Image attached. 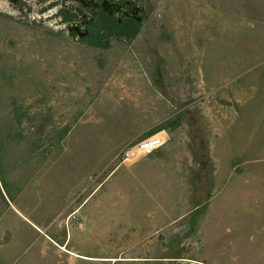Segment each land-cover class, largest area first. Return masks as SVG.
<instances>
[{
	"label": "rangeland",
	"instance_id": "obj_1",
	"mask_svg": "<svg viewBox=\"0 0 264 264\" xmlns=\"http://www.w3.org/2000/svg\"><path fill=\"white\" fill-rule=\"evenodd\" d=\"M130 1L103 50L0 0V264H264V0Z\"/></svg>",
	"mask_w": 264,
	"mask_h": 264
},
{
	"label": "trees",
	"instance_id": "obj_2",
	"mask_svg": "<svg viewBox=\"0 0 264 264\" xmlns=\"http://www.w3.org/2000/svg\"><path fill=\"white\" fill-rule=\"evenodd\" d=\"M82 11H84V8L81 5L74 8L68 7L63 3V7L58 10L60 23L68 24L69 26V24L74 21L84 22L85 20L79 16V13ZM88 15L90 20L84 25L85 31L83 33L85 35L79 40L82 44L88 47L106 50L111 47L112 41L115 40H124L127 43H130L136 38L140 31V22H119L116 18L108 16L102 11L96 15L89 13ZM162 129V126L156 127L146 136Z\"/></svg>",
	"mask_w": 264,
	"mask_h": 264
},
{
	"label": "flooded vegetation",
	"instance_id": "obj_3",
	"mask_svg": "<svg viewBox=\"0 0 264 264\" xmlns=\"http://www.w3.org/2000/svg\"><path fill=\"white\" fill-rule=\"evenodd\" d=\"M79 5L84 8V11L79 13V16L85 21H74L69 25L75 24L76 29L82 25L83 29L79 30L80 34H84V25L90 20L88 13L96 15L102 11L108 16L116 18L119 22L133 23L137 22V17L141 18L143 15L142 12L136 10L137 6L130 0H79ZM73 32L76 33L75 30Z\"/></svg>",
	"mask_w": 264,
	"mask_h": 264
},
{
	"label": "built area",
	"instance_id": "obj_4",
	"mask_svg": "<svg viewBox=\"0 0 264 264\" xmlns=\"http://www.w3.org/2000/svg\"><path fill=\"white\" fill-rule=\"evenodd\" d=\"M168 141L165 130L155 132L149 136L125 145L119 152L121 164L134 163L150 157L159 151Z\"/></svg>",
	"mask_w": 264,
	"mask_h": 264
},
{
	"label": "water",
	"instance_id": "obj_5",
	"mask_svg": "<svg viewBox=\"0 0 264 264\" xmlns=\"http://www.w3.org/2000/svg\"><path fill=\"white\" fill-rule=\"evenodd\" d=\"M136 10H137V11H141L142 8H141V7H137ZM141 20H142V19L139 18V17L136 18V21H137V22H141ZM83 35H85V34H83Z\"/></svg>",
	"mask_w": 264,
	"mask_h": 264
},
{
	"label": "crops",
	"instance_id": "obj_6",
	"mask_svg": "<svg viewBox=\"0 0 264 264\" xmlns=\"http://www.w3.org/2000/svg\"><path fill=\"white\" fill-rule=\"evenodd\" d=\"M64 249L65 250H63V251H65V252H68L67 250H66V248L64 247ZM72 252V251H71ZM75 254V253H74ZM56 264H59V262H56Z\"/></svg>",
	"mask_w": 264,
	"mask_h": 264
},
{
	"label": "bare ground",
	"instance_id": "obj_7",
	"mask_svg": "<svg viewBox=\"0 0 264 264\" xmlns=\"http://www.w3.org/2000/svg\"><path fill=\"white\" fill-rule=\"evenodd\" d=\"M63 250H65V249L63 248Z\"/></svg>",
	"mask_w": 264,
	"mask_h": 264
}]
</instances>
